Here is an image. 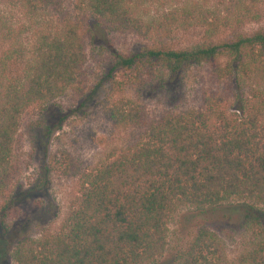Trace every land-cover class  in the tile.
<instances>
[{"label":"trees","instance_id":"16d2710c","mask_svg":"<svg viewBox=\"0 0 264 264\" xmlns=\"http://www.w3.org/2000/svg\"><path fill=\"white\" fill-rule=\"evenodd\" d=\"M210 1L77 0L75 5L99 26L153 41L172 29L203 28V40L189 48L154 44L131 56L116 55L127 68L140 64L175 74L225 57L222 67H213L219 77L264 82V26L248 34L237 30L245 17L259 20L251 8L264 0H221L219 6ZM14 9L19 22L7 16ZM229 28L230 39L213 42ZM83 60L79 24L61 0H0L1 223L11 213L10 190L18 175L11 148L20 114L77 87ZM105 113L114 127L137 134L90 170L80 172L66 152L50 158L45 170L77 175V194L56 231L16 241L9 252L13 264H144L162 254L168 219L179 206L201 210L236 201L264 209L262 84L234 92L231 106L225 94L203 90L199 108L149 120L142 106L123 96L108 100ZM173 264L228 262L219 237L200 227ZM237 264H264V242L240 255Z\"/></svg>","mask_w":264,"mask_h":264},{"label":"rangeland","instance_id":"374dc122","mask_svg":"<svg viewBox=\"0 0 264 264\" xmlns=\"http://www.w3.org/2000/svg\"><path fill=\"white\" fill-rule=\"evenodd\" d=\"M220 1L211 0L210 5L219 6ZM76 2L61 0L63 9L79 24L84 54L79 83L58 98L32 104L20 114L11 148L18 175L10 190L11 213L0 221V264H13L9 252L17 240L56 231L71 207L78 190V177L45 170L53 155L58 158L61 152H66L78 164L80 172L86 171L94 168L110 150L126 145L137 134V129H120L111 124L105 113L108 100L126 97L142 106L149 120L167 111L199 108L203 90L225 94L231 106L234 92H246L256 84L264 87L257 77L254 80L230 75L219 77L213 67L217 64L222 67L225 57L217 62L187 66L175 74L140 64L131 68L118 64L116 55L131 56L154 44L189 48L203 40V28L195 24L172 29L153 41L97 25L76 7ZM154 9L150 6L146 10L151 14ZM252 11L258 12L259 20L245 17L237 28L239 33L248 34L264 26V3L251 8ZM7 16L12 22L21 19L15 9L8 10ZM232 34L230 28L222 29L213 42L230 39ZM39 180L43 183L37 188ZM166 226L162 254L144 264H173L200 227L214 232L224 245L228 264H237L240 255L256 243L264 242V209L248 208L236 201L201 210L179 206Z\"/></svg>","mask_w":264,"mask_h":264}]
</instances>
